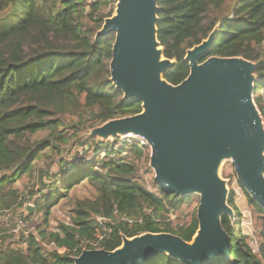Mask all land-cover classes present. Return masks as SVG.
<instances>
[{"label":"trees","instance_id":"16d2710c","mask_svg":"<svg viewBox=\"0 0 264 264\" xmlns=\"http://www.w3.org/2000/svg\"><path fill=\"white\" fill-rule=\"evenodd\" d=\"M114 5L115 0H0V210L17 204L20 193L14 184L43 155L71 142L85 154L108 152L101 162L43 174L41 188L47 193L35 199L32 190L29 194L34 210L26 221L38 217L34 230L17 237V247L1 245L0 264H73L83 249L118 248L122 235L171 233L190 242L197 230L195 214L186 224L170 226L169 215L191 196L165 194L153 178L149 188L138 165L143 156L148 160L147 146L134 143L114 151L112 144H96L87 136L81 142L80 133L87 129L141 110L140 102L123 100L109 81L114 36L94 39ZM157 6V40L164 57L176 61L163 78L181 83L189 72L186 51L219 26L212 47L198 61L218 56L254 62V101L264 121V0H158ZM49 180L60 187H46ZM82 180L93 185V198L73 199L70 223L51 230V208ZM244 194L255 220L256 249L249 244L252 236L239 228L241 214L230 192L234 225L222 216L231 243L223 264H264V210ZM145 264L182 263L158 255Z\"/></svg>","mask_w":264,"mask_h":264},{"label":"water","instance_id":"95a60500","mask_svg":"<svg viewBox=\"0 0 264 264\" xmlns=\"http://www.w3.org/2000/svg\"><path fill=\"white\" fill-rule=\"evenodd\" d=\"M158 0H115L94 39L114 36L109 81L123 100L140 102L139 113L114 118L90 129L99 142L136 137L149 148L153 181L165 194L196 195L197 230L190 242L171 233L121 236L112 250L83 249L73 264H145L167 255L182 264H223L231 243L222 216L232 222L224 162L248 197L264 210V121L254 101L256 64L242 57L207 54L216 26L200 44L188 49L187 77L172 85L164 78L175 60L165 58L157 40ZM34 210L28 205L29 214Z\"/></svg>","mask_w":264,"mask_h":264},{"label":"rangeland","instance_id":"374dc122","mask_svg":"<svg viewBox=\"0 0 264 264\" xmlns=\"http://www.w3.org/2000/svg\"><path fill=\"white\" fill-rule=\"evenodd\" d=\"M263 49H262V52H264ZM89 130L90 129H87L86 131L80 133V136L83 137L81 142L86 140V138L84 137L87 136V132ZM90 140H92L96 144L99 143L97 139H90ZM117 140L119 141L120 139L118 138ZM93 142H89L90 146L93 144ZM115 142L108 141V143L112 145ZM93 149L94 147L92 148V150ZM79 150L83 152L82 146L77 145V144L74 145L71 142V144L62 146L60 151L58 152L59 154L58 153L56 154L48 153L47 156L43 155L40 159L34 162L33 171L23 176L20 180H18L14 184V187L20 193L19 195L20 198L17 204L11 209L0 210V246L3 244L11 243L12 245L14 244V246L17 247L18 242L17 243L15 242L16 238L22 235H26L32 230H34L35 223L38 217L28 220L27 224H23L22 226H20L19 230H17L16 226L15 227L13 226H14L15 219H16L15 215L17 214V211L19 209L18 207L20 206L19 204H22L24 202V200L22 199L24 196L26 195L30 196L29 194L32 191L35 194L34 198H38L40 194L47 193L48 189L41 188L42 187L41 179H42L43 174H48L49 176L51 174V176L52 175L55 176L57 173L61 171L62 166H66L67 164H71L72 167L75 170H77L79 169L78 167L83 166L82 164H84L85 161L88 159L93 158L97 160V162H101V160L104 158L103 154L94 155V150L90 151L87 154L84 153L83 156H80L77 153V151ZM76 157H83L77 160V163H76L77 165L74 163H71L70 161L73 158L75 160ZM148 157H149V148H148ZM138 165L141 168V175L143 176L149 188L152 189V186H150V180L153 178V171L149 168V159L146 160L145 157L143 156L141 161L138 162ZM64 176L65 174L61 175L60 178L65 179ZM220 176L222 179L227 181V187L229 189V193L231 192L234 198V205L237 209V212L241 214L240 215L241 221L239 223V228L246 235L252 236V239L250 238L249 244L255 250L256 249V242H255L256 239H255L254 232L256 229H255L254 216L247 203V198L244 194V191L236 180L233 167L229 161H226L222 164L221 169H220ZM53 185L60 187V184L54 183L52 180L48 181L46 187L51 188ZM94 194H95L94 187L87 180H82L74 184L73 187L68 192V197L61 199L60 201L57 202L56 205H54L51 208V216H50V222H49L50 229L57 230V226L59 223H66V224L70 223L69 216H70V210L72 206L71 203L73 199L93 198ZM197 206H198V197L196 195H192L191 201L188 204H185L178 211L172 212L169 215L168 222L170 223V226L172 228H175V226L177 225L188 223L192 215L195 214ZM232 225H234V218H233ZM14 230H17V231L14 232ZM48 250H51L50 247H48Z\"/></svg>","mask_w":264,"mask_h":264},{"label":"built area","instance_id":"2783aa9c","mask_svg":"<svg viewBox=\"0 0 264 264\" xmlns=\"http://www.w3.org/2000/svg\"><path fill=\"white\" fill-rule=\"evenodd\" d=\"M85 4H90V0H84ZM264 48V41L262 43V49ZM264 50V49H263ZM120 140H116L115 143H113V150L114 151H117V150H123L124 148H127L131 145H133L134 143H137L139 145V147L141 146H146L145 142L143 140H141L140 138H136V137H124V138H119ZM108 153L107 151H103V152H100L101 154H103L104 156V153ZM110 152V150H109ZM77 153L80 155V156H83L84 153L82 151H77ZM76 153V155H77ZM75 155V156H76ZM94 156V155H93ZM79 158H83V157H76V159L74 160V158L71 161V163H74L76 164L77 163V160H79ZM93 158L91 159H88L85 161L84 164H82L83 166L85 165H88L90 162H92ZM77 165V164H76ZM72 165L71 164H67L65 166L66 170H68ZM30 197L29 196H24V199L25 201L18 207V211H17V214L15 215L16 219H15V223H14V226L13 227H17V230L20 229V226H22L23 224H27V221H26V216L29 214L28 211H27V206L28 205H31L33 206L34 205V202L32 199H29ZM35 199V198H34ZM32 203H31V202ZM34 208V206H33ZM17 230H14V232H16ZM13 232V233H14ZM100 238V237H99ZM93 245H97L96 243H93Z\"/></svg>","mask_w":264,"mask_h":264}]
</instances>
